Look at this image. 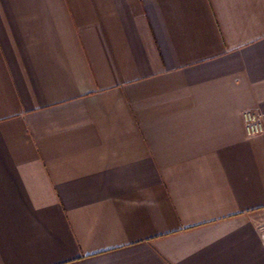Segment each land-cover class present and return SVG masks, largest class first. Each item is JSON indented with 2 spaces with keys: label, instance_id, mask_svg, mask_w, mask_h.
Instances as JSON below:
<instances>
[{
  "label": "crops",
  "instance_id": "1",
  "mask_svg": "<svg viewBox=\"0 0 264 264\" xmlns=\"http://www.w3.org/2000/svg\"><path fill=\"white\" fill-rule=\"evenodd\" d=\"M260 225L264 0H0V264H264Z\"/></svg>",
  "mask_w": 264,
  "mask_h": 264
},
{
  "label": "built area",
  "instance_id": "2",
  "mask_svg": "<svg viewBox=\"0 0 264 264\" xmlns=\"http://www.w3.org/2000/svg\"><path fill=\"white\" fill-rule=\"evenodd\" d=\"M242 119L244 120L246 131L249 135H256L262 131L260 115L248 111L243 114ZM258 231L264 245V225H260Z\"/></svg>",
  "mask_w": 264,
  "mask_h": 264
}]
</instances>
